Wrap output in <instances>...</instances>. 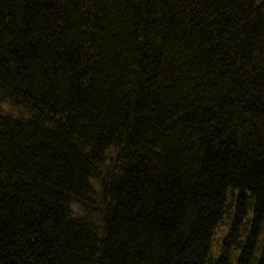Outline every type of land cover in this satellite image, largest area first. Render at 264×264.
Masks as SVG:
<instances>
[{"label": "trees", "instance_id": "trees-1", "mask_svg": "<svg viewBox=\"0 0 264 264\" xmlns=\"http://www.w3.org/2000/svg\"><path fill=\"white\" fill-rule=\"evenodd\" d=\"M0 264H264V0H0Z\"/></svg>", "mask_w": 264, "mask_h": 264}]
</instances>
